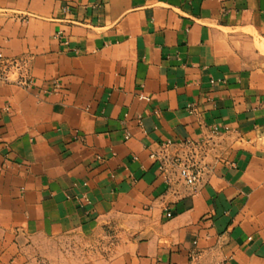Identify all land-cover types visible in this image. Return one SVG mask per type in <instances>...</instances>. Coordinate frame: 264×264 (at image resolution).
Listing matches in <instances>:
<instances>
[{"label":"crops","instance_id":"1","mask_svg":"<svg viewBox=\"0 0 264 264\" xmlns=\"http://www.w3.org/2000/svg\"><path fill=\"white\" fill-rule=\"evenodd\" d=\"M0 52V264H264V0H0Z\"/></svg>","mask_w":264,"mask_h":264},{"label":"built area","instance_id":"2","mask_svg":"<svg viewBox=\"0 0 264 264\" xmlns=\"http://www.w3.org/2000/svg\"><path fill=\"white\" fill-rule=\"evenodd\" d=\"M0 82H13L30 89L33 85L29 73L28 59L23 56H5L0 52ZM53 88H58L57 82L53 83ZM141 97L144 96L141 95ZM217 131V128L211 130L212 133ZM172 144L173 142L168 140L162 144V149L165 150ZM205 145L195 141H187L172 156H160L159 153H151L150 157L159 161L158 168L164 174L167 173L169 167L173 169L189 191L195 193L200 188L204 177L210 172V167L205 162ZM167 215L170 216V213L168 212Z\"/></svg>","mask_w":264,"mask_h":264},{"label":"rangeland","instance_id":"3","mask_svg":"<svg viewBox=\"0 0 264 264\" xmlns=\"http://www.w3.org/2000/svg\"><path fill=\"white\" fill-rule=\"evenodd\" d=\"M220 136V135H219ZM218 136H216V139H217ZM213 138L210 139V141L212 140ZM216 141H213V144H215ZM208 145V143L206 144ZM206 149V154L208 153V148H205ZM94 244V243H93ZM87 249H90V253L87 254V257L89 259H97L99 256H104L106 257L107 256H110L112 255L111 254V250L112 248L107 249L105 247H101L100 245H98L97 243H95V245H92L91 247L87 248ZM108 252V253H107ZM107 253V254H106Z\"/></svg>","mask_w":264,"mask_h":264}]
</instances>
